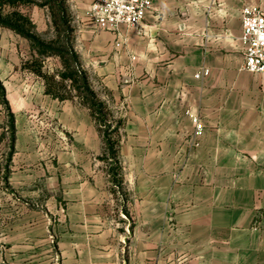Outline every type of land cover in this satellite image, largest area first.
<instances>
[{"label": "crops", "instance_id": "0c3cea01", "mask_svg": "<svg viewBox=\"0 0 264 264\" xmlns=\"http://www.w3.org/2000/svg\"><path fill=\"white\" fill-rule=\"evenodd\" d=\"M91 1L70 0L74 47L122 119L121 184L91 110L45 93L28 39L0 26V264H264V73L242 68L239 38L241 9L264 0H154L119 46Z\"/></svg>", "mask_w": 264, "mask_h": 264}, {"label": "trees", "instance_id": "16d2710c", "mask_svg": "<svg viewBox=\"0 0 264 264\" xmlns=\"http://www.w3.org/2000/svg\"><path fill=\"white\" fill-rule=\"evenodd\" d=\"M38 5L47 7L51 17V23L58 33H62L64 37L63 48L66 51L56 50L63 55L66 64V71L44 69V61L51 51L36 33L33 32L34 23L30 16L21 9L27 5ZM0 26L9 28L17 34L28 39L31 50L36 55L27 58L23 62V66L39 75L44 82V92L54 98L65 99L72 98L68 94L61 92L55 79L68 78L73 83V88L77 93L78 100L88 107L99 126L104 142L105 154L102 157L109 163L108 175L111 181L121 184V166L119 161V127L122 119H114L112 112L106 102L102 101L91 86L87 72L82 68L79 62V55L74 49V28L70 24L68 14L67 0H0ZM58 42V40H57ZM42 49H50V52L42 53ZM39 50V51H38ZM0 101L8 110L5 99L4 87L0 81ZM8 114V125L10 132H13V120L10 113ZM13 135H9V146L11 147Z\"/></svg>", "mask_w": 264, "mask_h": 264}, {"label": "built area", "instance_id": "2783aa9c", "mask_svg": "<svg viewBox=\"0 0 264 264\" xmlns=\"http://www.w3.org/2000/svg\"><path fill=\"white\" fill-rule=\"evenodd\" d=\"M154 0H92L87 16L96 28L116 31V46L123 38L121 26L139 27L146 13L153 9ZM240 41L243 47L242 68L252 73H264V8L244 6L241 9ZM203 70L201 73H205ZM197 73L196 76H199ZM194 124V134L200 136L204 125L198 114H189Z\"/></svg>", "mask_w": 264, "mask_h": 264}, {"label": "rangeland", "instance_id": "374dc122", "mask_svg": "<svg viewBox=\"0 0 264 264\" xmlns=\"http://www.w3.org/2000/svg\"><path fill=\"white\" fill-rule=\"evenodd\" d=\"M67 4H68V14L70 18V24L75 31L74 15L70 10V5H69L70 0H67ZM21 9H23V11L27 13L30 16L31 20L33 21L34 23L33 32L36 33L44 43L49 45L50 48L55 49L54 51H51V53H49L48 56H50L53 59V61L58 65V70L65 69L66 71L67 62L64 61L63 55L56 51V50L66 51V49L63 48L65 42L63 37L64 32L58 33L55 27L52 25L48 8L40 7L38 5L32 4V5L23 6L21 7ZM73 46H74V42H73ZM47 52H50V49H42L43 54ZM79 62L81 63L82 66V62L80 58H79ZM55 81L58 83L61 92L68 94L70 96L77 97V93L74 90L73 83L70 79L68 78L60 79L57 77ZM89 81L91 83L90 78ZM7 125H8V117H3V118L0 117V210L7 206L6 195L2 193V190H4V185L1 181V178L3 176L2 174L3 158L6 152L8 151L7 149L10 143L9 132L8 130H6Z\"/></svg>", "mask_w": 264, "mask_h": 264}]
</instances>
